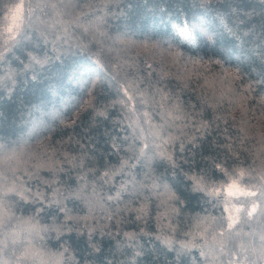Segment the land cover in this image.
<instances>
[{
  "label": "trees",
  "instance_id": "trees-1",
  "mask_svg": "<svg viewBox=\"0 0 264 264\" xmlns=\"http://www.w3.org/2000/svg\"><path fill=\"white\" fill-rule=\"evenodd\" d=\"M262 193L264 0H0V264H264Z\"/></svg>",
  "mask_w": 264,
  "mask_h": 264
},
{
  "label": "snow or ice",
  "instance_id": "snow-or-ice-1",
  "mask_svg": "<svg viewBox=\"0 0 264 264\" xmlns=\"http://www.w3.org/2000/svg\"><path fill=\"white\" fill-rule=\"evenodd\" d=\"M186 38L191 39V36L190 35H186ZM33 59H35V58H33ZM36 62L39 63L40 61L37 60ZM251 195L255 196L256 193H251ZM262 195H264V193H262ZM253 211H255V209H253ZM228 226H229V228H231L232 227V224H229Z\"/></svg>",
  "mask_w": 264,
  "mask_h": 264
}]
</instances>
